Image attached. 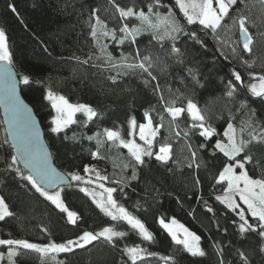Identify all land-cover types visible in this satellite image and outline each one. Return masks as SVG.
Listing matches in <instances>:
<instances>
[{"label":"trees","instance_id":"16d2710c","mask_svg":"<svg viewBox=\"0 0 264 264\" xmlns=\"http://www.w3.org/2000/svg\"><path fill=\"white\" fill-rule=\"evenodd\" d=\"M116 6L148 16L170 13L183 31L174 34L176 39H153L155 33L141 29L135 42L128 38L117 43L124 35L119 28L125 24L139 27L141 22L135 15L121 18ZM175 6L173 0H0V29L6 35L11 64L19 81L22 76L29 78L27 85L20 83L21 95L39 120L54 164L71 181L56 191L78 217L76 224H70L66 213L23 179L28 174L18 162L12 164L13 151L0 116V197L13 214L0 221V239L47 245L104 227L126 233L115 237L112 244L100 239L71 252L47 255L0 245V251L10 247L16 250V264H132L124 249L137 246L144 251L143 259L136 264H264V237L258 234L257 219L247 213L245 219L256 230L242 233L243 221L238 213L216 199L227 186L226 181L217 182L219 174L232 161L215 147L218 140L227 143L224 132L229 123L244 139H248L247 133H240V129L245 121L264 126V97L248 91L251 83H258L253 76L264 75V5L260 0H238L226 18L233 28L227 38L236 48L235 54L232 49L225 50L210 30L188 24ZM238 15L247 17L246 27L253 40L248 52L243 50L238 24H234ZM97 16L106 30L116 31V40L101 36L104 29L98 31V40L93 39L90 25L96 23ZM193 31L200 42L191 38ZM173 47L179 51L173 52ZM144 56L150 57L145 62L146 67L151 64L148 72L124 67L139 63ZM233 72L241 75L240 81H235ZM230 81L235 88L232 96L227 95ZM49 91L64 96L70 104L90 106L97 115L89 120L83 112H77L75 123L53 133L54 111L45 98ZM188 100L197 105L205 117V127L213 129L212 136L205 138L200 128L192 127L199 122L188 114ZM168 107L185 111L172 122L165 111ZM146 112L153 128H158L153 153L161 144L171 146L167 162L157 161L152 155L143 156L144 163L136 164L127 148L104 135L109 129L118 131L125 141L132 138L140 143L137 127L148 121ZM133 119L134 130L129 125ZM93 152L108 168L123 172L119 182L109 175L103 183L116 189L113 199L144 224L152 240L145 241L126 221H112L91 196L80 191L90 188L86 182L92 178L84 167L94 163ZM245 154L251 155V161L236 170L247 171L252 179H264V142H252L237 159L242 160ZM133 168L135 179H131ZM73 173L83 177L82 181H72ZM161 219L165 223L175 219L199 236L205 254L193 256L177 245L161 226Z\"/></svg>","mask_w":264,"mask_h":264},{"label":"snow or ice","instance_id":"6c2138e0","mask_svg":"<svg viewBox=\"0 0 264 264\" xmlns=\"http://www.w3.org/2000/svg\"><path fill=\"white\" fill-rule=\"evenodd\" d=\"M244 0H241L243 3ZM260 3L264 5V0H260ZM237 4V0H215V7L213 6V0H176V5L179 7L180 11L183 13L184 17L187 20L188 24L199 23L205 30H210L213 34L218 33V29L226 27L222 25V21L226 16L229 15V9ZM9 8L13 12L16 11L15 7L9 4ZM116 11L119 12L121 18H127L135 15L141 22L139 27L129 28L127 24L119 28V32L124 33V35L117 40V43L122 44L125 39L131 38L135 42V37L141 31V29H154L159 30L161 27L164 28L165 34L172 39H176L175 33H180L183 31V27L179 22L175 21L171 14L163 16L160 13H155V22L146 15L144 12L135 13L132 8H120L116 6ZM154 9L149 5V12L152 13ZM237 12L240 13L241 10L237 9ZM95 16V12L92 13ZM247 17L244 15H238V18H234V24H238V31L240 33V42L243 44V50L245 52L250 51V45L253 43L252 37L249 35L248 28L246 27ZM91 36L94 40H98V31L100 35L104 37H109L113 40H116V31H108L107 26L96 17V23L91 24ZM157 35H153V39H157ZM191 38L196 42H200L199 38L196 35V32L191 33ZM217 38L219 36L217 35ZM106 48V45H104ZM104 49L102 48L101 51ZM173 52H178L179 50L175 47L172 48ZM232 52L235 54L236 48L232 49ZM137 58H139V53H137ZM109 59L111 56L109 55ZM124 59H127L126 57ZM150 60L149 56H144L139 63H130L124 65L128 69L139 68L144 72H148V68L151 67L149 63L146 67L145 62ZM85 63L87 61H84ZM12 59L8 51V46L6 42L5 32L0 29V73H3L6 77V103L10 107L13 113L14 121L18 122L20 117L23 115V108L20 105L19 101L14 95L15 86L13 82V74L8 67L11 65ZM116 67V65H113ZM151 75V73H148ZM232 75L235 78V81L241 80V75L238 72H233ZM155 79V77H153ZM254 80H258V83H251L248 86V91L255 97H264V75L259 77L253 76ZM20 83L27 85L29 83V78L27 76H22ZM233 82H229L230 89L227 92L228 96H232L235 88L232 86ZM48 101L51 102V107L56 111L57 115L52 119L51 131L53 133L60 132L63 128L68 125L75 123L73 116L77 112H83L89 120H91L97 113L88 105L84 104H70L64 96L55 95L51 91L48 92L45 97ZM186 110L191 116L193 121L199 122L192 125L193 128H200V135L208 138L213 135V129L210 127H205L204 120L205 117L201 114V111L198 109L197 105L194 104L191 100H188ZM165 111L171 116L172 122H175L177 118L185 111L184 108L179 107H168ZM145 118L148 120L147 124L139 125V139L144 142L143 147L137 144L134 140H123L120 137L118 131H113L105 129L104 135L107 137L108 141L115 143L119 141L120 145L128 149L130 156L134 159L136 164H143V156H152L155 155V159L160 162H167L169 159L170 145L167 143L161 144L159 151L153 153L152 145L153 139L157 134L158 128H152V121L148 116V113H145ZM129 125L131 129L136 128L135 120H130ZM250 129V131H249ZM259 129V130H258ZM247 133L248 139L238 136L236 129L232 123H229L227 129L224 132V135L227 137V143H222L217 141L215 147L219 149L224 156L228 157L232 163H228L224 166L223 170L220 172L218 177V183L227 181V188L224 189V196H217L216 199L221 203L225 204L229 209L235 210L239 205L233 199V195H238L240 200L244 205L247 206V211L251 214L253 218H256L258 221V227L260 229L259 235L264 237V179H252L248 175L247 171H240L237 175L234 172V168L244 169L245 162H250L252 157L249 154H245L241 159V153H246V150L249 148L252 142H264V126L256 124L254 121H245L243 126L240 129V133ZM132 135V132L129 133ZM187 135V133H185ZM7 143V141H5ZM100 142L98 141V144ZM203 147V145H201ZM18 150L20 152V157L24 159L25 164L29 166V174L24 176L23 179L28 181L33 189L40 196L44 197L45 200L50 201L55 208L59 209L62 213L67 214V220L70 224H76L78 219L77 213L69 211L68 208L64 205L61 200V195L59 191L49 192V188L60 187L63 183V177H60L56 171L50 168L47 165L46 157H40L32 148L31 140L27 137L21 136L19 138ZM195 156V152L192 153ZM93 158L97 157V153H92ZM18 157L13 155L11 157L12 164L17 163ZM19 171V170H17ZM91 170L87 165L84 167V172L88 173ZM98 180H105L107 177L101 176L98 172L96 173ZM135 168H133V175L131 179H135ZM83 177L78 174H71L72 181H82ZM86 183H92L91 180H88ZM243 183V188L240 187V184ZM98 187L103 189L102 193L90 192L88 188L83 187L80 189L81 192H84L85 195L91 196L92 202L100 209L106 216L110 217L112 221H126L132 229H135L139 232L141 237L145 241L152 240V234L147 231L144 224L140 220L136 219L127 210L118 205L116 200L113 199L112 193L116 191L114 188H104L103 184H99ZM258 189V192L256 191ZM104 193L107 196H104ZM212 211V209H208ZM13 215L8 208V205L5 203L3 197H0V221L4 220L5 217ZM240 220L243 223L240 225V231L243 233L247 230L255 231L252 225L248 223L245 219L244 212L239 213ZM161 226L168 232L172 240L177 245H182L183 249L190 253L193 256H203L205 253L199 246L200 237L190 232L182 224H178L175 219H172L170 223H165L163 219L160 221ZM181 233L182 237L181 238ZM126 233L121 231H116L114 227H104L100 231L90 232L84 231L81 235L75 239H69L64 243H49L47 245H38L30 243L26 240L20 239H0V245L8 246H19L23 249L33 250L35 252L41 253L42 255H47L49 253H62V252H71L73 248H83L85 245L91 244L93 241H98L103 239L109 244L113 243L115 237H123ZM264 251V248L261 249ZM143 249L137 247H127L124 249V253L132 261V264H136L137 260H142ZM17 253L10 247L8 252V257L11 260L13 256ZM165 260H170L171 257H164Z\"/></svg>","mask_w":264,"mask_h":264},{"label":"water","instance_id":"95a60500","mask_svg":"<svg viewBox=\"0 0 264 264\" xmlns=\"http://www.w3.org/2000/svg\"><path fill=\"white\" fill-rule=\"evenodd\" d=\"M238 38L240 40V33L238 32ZM10 71L13 74V82L15 86L14 95L19 101L20 105L23 108V115L20 117L19 121L16 122L13 119V113L10 107L6 103V77L3 73H0V116L4 127V131L9 145L12 148L13 154L18 157L17 162L27 174H29V166L25 164L23 158L20 157V152L18 150L19 138L21 136L27 137L31 140L33 150L40 156L46 157L47 165L54 169L56 173L63 177L64 183L56 188H49V192H54L61 187H66L71 184L70 179L66 174L60 171L53 162L52 155L50 154V149L47 145L42 127L39 123L38 118L33 112L32 107L26 102L20 92V81L14 71V67L11 65L8 66Z\"/></svg>","mask_w":264,"mask_h":264},{"label":"rangeland","instance_id":"374dc122","mask_svg":"<svg viewBox=\"0 0 264 264\" xmlns=\"http://www.w3.org/2000/svg\"><path fill=\"white\" fill-rule=\"evenodd\" d=\"M173 1H175V5H176V0H173ZM237 2H238V0H237ZM213 6L215 7V0H213ZM234 6L235 5H233L229 9V14H230V12H232L234 10ZM175 7L177 8L176 10L181 14L182 18L186 20V18L184 17L183 13L180 11L179 7L177 5ZM135 13H139V12H135ZM169 14L170 13H162L161 15L167 16ZM171 16H172V14H171ZM227 17L228 16H226L224 18V20L221 22L222 25H225L226 27H222L221 29H218V33L217 34H213L211 31L210 32H211L212 36L214 38H216V40H219L221 42V44L223 45V47L225 48V50H231V49H233V45L228 42V38H227L228 36L227 35L229 34V32H232L233 28H232V26L230 24L227 23V21H226V18ZM150 18L153 20V22H155V19H156L155 14H153L152 16H150ZM172 18L174 19L173 16H172ZM186 22H187V20H186ZM196 24L199 25V23H196ZM145 30H149V31L155 33L159 38L169 37L168 35L165 34V31H164V28L163 27H161L158 31L157 30H154V29H145ZM217 35L219 36V38H217ZM50 104H51V102H50ZM52 111H54V117H55L57 115V113H56V111L54 109ZM75 114H74V116H75ZM74 116H73V119H74ZM147 123H148V121H146L144 124H147ZM137 128H138L137 139H139V127H137ZM152 128H153V126H152ZM153 129H155V128H153ZM131 140H134V139L131 138ZM134 141L137 144H139V145H141L143 147H147L146 145H142V144H144V142L142 140H140V139H139L140 143L137 142L136 140H134ZM158 151H159V149L156 151V153ZM87 166L91 170H94V171H89L88 173H86L90 178H92V180H91L92 183H89L90 184V188L88 189L90 192H93L94 191V192H97V193H102L103 192V189L100 188V187H98L99 184H103L104 185V188H109L110 187V186H108V185H106V184L103 183L106 179L105 180H98L97 179V176H96V173L97 172L101 176H104V177H107V178H108L109 175H112L115 178V181L116 182L117 181L119 182V180H122L123 179V172L122 171L118 170L117 168H108L107 167V164L104 162V160L99 159L98 157L94 158V163L93 164L87 165ZM234 172L238 175L240 171H237L236 168H234ZM227 186H228V184H227ZM227 186H225V187L227 188ZM240 187L243 188V183L240 184ZM256 191L258 192V189ZM54 192H56V191H54ZM224 195H225V192L223 191L218 196H224ZM232 195H233V199L239 205V207H237L235 209V211L238 213V215H239L240 212H244V216H247L246 215L247 213L250 214L247 211V206L243 204V202L240 200L239 196L238 195H234V194H232ZM104 196L106 197L107 194L104 193ZM239 218H240V216H239ZM181 238H183L182 237V233H181ZM8 252H9V249L6 250V251H0V264H16V262H17V259H16L17 258V254L15 256H13L11 258V260H10L9 257H8Z\"/></svg>","mask_w":264,"mask_h":264}]
</instances>
